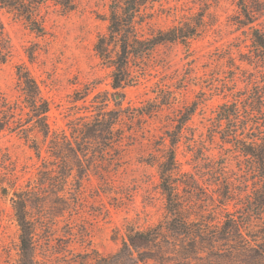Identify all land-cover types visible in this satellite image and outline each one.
<instances>
[{"label":"rangeland","instance_id":"rangeland-1","mask_svg":"<svg viewBox=\"0 0 264 264\" xmlns=\"http://www.w3.org/2000/svg\"><path fill=\"white\" fill-rule=\"evenodd\" d=\"M76 7L64 13L54 5L43 9L46 34L31 31L22 19L0 9V18L13 45V57L0 63V98L21 96L16 66L25 64L48 98V121L53 133L66 132L84 143L85 125L95 121L102 108L120 114L118 127L124 138L107 150L105 139L95 138L90 152L79 160L70 155L69 167L42 149L38 158L32 148L17 135L0 132V264H18L19 234L7 186V173L14 162L23 184L46 166L73 171L66 195H76V177L84 172L76 207L63 210L64 202L53 194L46 208H32L39 240V258L48 264H81L84 254L110 255L120 249L129 229H145L164 219L166 200L160 187V164L167 160L163 149L170 147L160 139L167 122L194 102L196 111L189 116L176 149L179 176L191 183L185 193H192L187 205L192 217L207 208L208 194L218 187L219 165L226 157L224 175L230 179L243 171L238 157L227 153L219 137L211 135L213 120L221 104L233 101V90L223 88L221 79L228 75L230 55L242 62L250 34L238 28L234 16L239 0H163L140 25V33L150 36L168 29L182 19L205 10L208 26L192 39L188 49L180 41H165L143 58L132 60L138 78L122 87H113L112 67L99 56L95 45L100 33L108 31L109 0H75ZM29 49L34 57H29ZM241 72L238 75L241 76ZM247 82L239 80L238 87ZM171 101L154 114H140L152 108L155 100ZM141 111V112H140ZM75 129V130H74ZM78 133V134H75ZM86 133V135H85ZM216 171V172H215ZM249 189L252 181H249ZM198 187V188H196ZM189 195V194H188ZM191 195V194H190ZM62 201V202H61ZM229 209H233V203ZM209 217L210 214L208 215ZM141 264H159L148 260Z\"/></svg>","mask_w":264,"mask_h":264},{"label":"trees","instance_id":"trees-1","mask_svg":"<svg viewBox=\"0 0 264 264\" xmlns=\"http://www.w3.org/2000/svg\"><path fill=\"white\" fill-rule=\"evenodd\" d=\"M163 0H109L108 31L100 33L95 48L102 60L112 67L113 87L122 88L138 78L132 60L143 58L165 41H180L188 49L192 39L200 37L208 26L205 10L182 19L168 29H160L150 36L140 33V25ZM54 5L64 13L76 7L75 0H0V9L22 19L33 32L46 34V16L43 9ZM239 11L233 17L238 28L250 34L251 43L247 52H241L242 62L230 55L228 78L230 85L220 78L223 88L233 90V101L221 104L213 120L211 135L219 137L226 152L238 157L243 173L235 179L224 175L227 159L223 157L218 168L221 179L218 187L208 194L207 208L199 216L192 217L188 201L192 187L179 176L176 149L181 140L186 122L198 106L197 102L181 111L180 117L167 122L168 129L160 139L170 147L163 149L167 160L160 164V187L166 200L163 220L145 229H129L127 237L118 251L103 255L95 251L94 256L84 254L81 264H141L154 260L159 264H264V0H239ZM13 45L4 22L0 18V63L13 57ZM29 57L34 53L29 49ZM20 98H0V132L8 131L23 139L38 158L43 146L64 167H69L70 155L78 160L80 155L90 152L89 144L95 138L105 139L107 150L121 141L125 133L118 127L119 111L102 108L95 121L85 125L87 133L84 143L80 135L71 139L66 132L53 133L48 121L50 103L42 89L23 63L16 66ZM241 72V76L238 73ZM239 80L247 82L238 87ZM155 100L152 108L140 114H154L163 104L171 101ZM75 130V129H74ZM78 134V133H75ZM7 173V186H1L5 195H10L18 225V264H48L39 258V240L32 208H46L48 197L55 194L64 202V209L76 207L80 201L78 190L84 172L76 177V195L73 200L66 195V185L73 171L66 168L46 166L25 184L14 162ZM216 172V171H215ZM249 181L252 186L249 189ZM198 188V187H196ZM189 194V195H188ZM191 194V195H190ZM61 201V202H62ZM233 203V209H229ZM210 214L211 217L208 215Z\"/></svg>","mask_w":264,"mask_h":264}]
</instances>
